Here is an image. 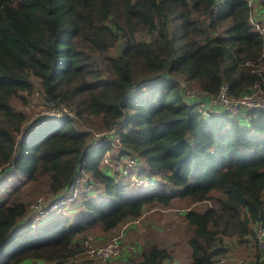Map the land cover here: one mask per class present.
<instances>
[{"label": "trees", "instance_id": "obj_1", "mask_svg": "<svg viewBox=\"0 0 264 264\" xmlns=\"http://www.w3.org/2000/svg\"><path fill=\"white\" fill-rule=\"evenodd\" d=\"M263 11L261 0L254 15L262 23ZM249 15L245 0H0V175L45 183L56 197L86 170L105 197L82 198L74 221L62 215L52 229L17 240L30 203L15 187L0 201V264H69L76 236L108 231L173 198L207 203L182 213L188 259L181 264H213L230 238H255L264 227V110L205 117L194 103L222 82L233 97L264 94V33ZM36 92L46 105L68 108L48 119L53 129L40 118L25 128L22 106ZM123 120L119 147L145 162L146 178L159 172L161 188L125 193L88 157L96 133L106 136ZM41 196L45 205L49 197ZM171 258L152 242L103 264ZM89 260L80 264L96 261Z\"/></svg>", "mask_w": 264, "mask_h": 264}, {"label": "rangeland", "instance_id": "obj_2", "mask_svg": "<svg viewBox=\"0 0 264 264\" xmlns=\"http://www.w3.org/2000/svg\"><path fill=\"white\" fill-rule=\"evenodd\" d=\"M34 95L30 97L28 105L22 106L23 110L27 114V121L25 123L27 126L25 128L31 126L35 120H38L37 116L39 115V113H44L43 109H45L46 107L43 100L40 97H36ZM13 103L17 106L20 105V102L17 99H14ZM221 109L222 108H216L217 111H222ZM199 113L203 115L202 112L199 111ZM245 113L246 112H244L243 114ZM221 114H224L227 117H239L243 115L242 111H222L215 116ZM243 116V118L248 117L246 115ZM48 119L54 120L53 118ZM48 119H46L48 122L44 126L46 127V129H53L54 124H50V121ZM125 127H127L125 120L118 122V124L116 125V128H119V131L120 129L123 130ZM42 136L43 135H40L38 138ZM112 138H114V135L112 136ZM112 138L107 137V139L101 140L98 144L92 146L88 150L87 155L89 158H92L94 160L98 158V160L96 161L98 168L101 169L103 167H108L111 173L114 174L116 181L118 180V184L125 187V193L137 195L141 193H149L161 188V180L155 179V177H160L159 172L155 173L154 179H148V181H145L142 184H138L140 181H142V179H144L143 177H147L149 167L145 165V162L137 160L135 156L125 154L118 146L119 144L117 140L113 141ZM131 160H135L134 165L130 162ZM119 168H122V170L125 169L126 172L123 173L122 170L118 171ZM0 177V201L9 191L14 189L15 187H20L26 193L27 199L29 200L28 202L30 203L29 213L20 222V226L12 235V237L17 240H21L26 236H34L36 234H40L44 230L52 229L53 220H55L57 217L59 218L62 215L69 217L71 216V221H74L73 219L75 217V214L79 209H82V206L80 204L82 198H89L97 202L105 199L103 195L102 184L94 181L91 178V174L89 173V171L86 170L78 171V180L81 178H85L87 181L91 182V184H88L86 181L84 184H80L77 189H72V191H69L67 195L62 194L63 196L61 195V197H49L48 193H45V183L41 182L39 185L33 182L23 183V176L17 172H15L14 174V171L8 172L5 175H0ZM84 187L93 189L92 191H84ZM65 191H67V189ZM73 194H77L76 197L73 200H67L70 199ZM41 195H46L47 197H49L45 205L49 203L48 206H50L53 202H55L52 208H49L43 213H41L43 206L41 204H36L34 201L36 198H40L42 200ZM205 204L207 203L202 201L186 206L183 200H179L176 198H173L171 200V203L168 205H163L158 202L151 203L142 211V214L136 222L139 223L138 225L130 227L131 225L124 224L123 221L118 226L108 231H103L99 227H95L87 233L76 236L75 240H79L78 242L80 244L72 248V252L68 256L67 260L69 261V264H80L85 260L90 261L89 259H93L85 254L84 248L81 245V240L84 236L93 235L100 243L106 241L113 235H121L124 229L126 227H129L127 234L130 237L127 239V241H133L134 239H136L139 241V244L144 243L146 240H154L156 241V243L162 242L168 247L169 252L173 255L172 262H185L187 257V249L183 240L185 238L186 226L181 217L182 213L190 208L202 209ZM73 244H75V242ZM235 251L236 252H231L232 255L224 260L226 264H234L239 258L247 261L241 246L236 247ZM96 259L98 258H95V260ZM106 260H96L93 262V264H103V262H105ZM214 264L217 263L215 262Z\"/></svg>", "mask_w": 264, "mask_h": 264}, {"label": "built area", "instance_id": "obj_3", "mask_svg": "<svg viewBox=\"0 0 264 264\" xmlns=\"http://www.w3.org/2000/svg\"><path fill=\"white\" fill-rule=\"evenodd\" d=\"M261 0H245L246 6L250 10V15H249V21L251 23V26L253 30L258 34V36H262L264 33V23L257 18L254 14V10L256 9V6L260 3ZM229 85L226 82H222L214 96H210V103L219 106L222 108L221 110L223 112H237V111H242V112H247L250 110H264V94L261 91H254L251 93H245L237 97L230 96L229 93ZM35 94V95H34ZM33 95L36 97H39V94L34 93ZM186 96L188 97H194L196 96L194 92L192 91H187ZM44 102V101H43ZM194 103H196L198 106V99L194 100ZM45 104V103H44ZM28 105V104H27ZM46 105V104H45ZM44 113H39L37 116L38 118H59L62 116L64 113H68V108L66 105H56L54 102H49L45 109ZM198 111L204 112L205 108L203 107H198ZM48 114V115H47ZM236 114V113H235ZM118 123L114 124L108 131L107 135L105 136L104 134H97L96 137L91 145H89L88 149H90L92 146H95L98 144L101 140L107 139V137H111L114 135V138L112 140H117L119 144V128H116V125ZM119 146V145H118ZM129 158V157H126ZM133 159V158H132ZM133 165L135 164V160L130 161ZM122 168H119L118 171H121ZM123 173L126 172L125 169L122 170ZM142 181H140L138 184H142L145 181H148V178L143 177ZM87 180L85 178H81L78 180V177L76 176L73 181L70 183L69 187L67 188V191L63 193L68 194L69 191H72V189H77V187L80 186V184H84ZM88 184H91V182L87 181ZM93 188H86L84 187V191H92ZM62 195V196H63ZM77 194H73L70 199L67 200H73L76 197ZM61 197V196H59ZM36 204H41L42 211H47L49 208L53 207V202L50 206L48 204L43 205L42 200L40 198H36L35 200ZM138 217L130 218L129 220L124 221V224H129V223H136L138 221ZM122 234L116 235V236H111L104 242H98L97 238L93 235H86L82 238L81 240V245L84 248L85 254L89 256L90 258H98L96 260H106L108 258L115 257L121 253V240ZM255 238L258 241V244L260 246L264 245V227L259 225L255 229ZM228 258L226 255L221 256L218 258L217 261H215L217 264H226L225 259ZM214 262V263H215ZM246 260L239 258L236 260L234 264H246ZM213 263V264H214Z\"/></svg>", "mask_w": 264, "mask_h": 264}, {"label": "crops", "instance_id": "obj_4", "mask_svg": "<svg viewBox=\"0 0 264 264\" xmlns=\"http://www.w3.org/2000/svg\"><path fill=\"white\" fill-rule=\"evenodd\" d=\"M259 16L261 17V19H264L263 13H260ZM198 102H199V105L196 106V108L198 109V107H205V111L204 112H206V113L203 112V115L205 114L204 115L205 117L214 116V115L219 114V113L222 112L220 110L217 111L216 108H220V107L217 106V105L211 104L210 103V99H208L207 97L199 98ZM213 108H215V109H213ZM243 113L244 112H242V114ZM243 115H246V113L243 114ZM243 115H241V117H244ZM157 179H159V178H157ZM160 180L162 182L161 185H163V180L162 179H160ZM182 220H183V218H182ZM138 224L139 223H129L128 225H131L130 227H132V226H135V225H138ZM128 229H129V227H126L124 229L123 233H122V237H121V240H120L121 252L123 251V252H132V253H134V251L136 249H138V248L140 249L143 246H147L149 243L156 242L154 240H146L144 243L139 244V241L136 240V239H134L133 241H127V239L130 237L127 234ZM78 241L79 240H75L74 239L73 243L74 242L77 243ZM183 242L186 243V238H184ZM228 243H229L228 249L226 250V254H225L228 258L232 255L231 252H233V251L236 252L235 251L236 247L241 246L242 247V251H243V253H244V255H245L246 259H247V264H264V249H260L258 247L257 242H256V240H255V238L253 236L248 235V236H244L242 238H230L228 240ZM158 244L161 245V246L167 247L162 242H160ZM185 247H186V245H185ZM186 249H187V247H186ZM187 259H188V257H186V261H187ZM172 260H173V258H171L169 261H165L162 264H181L183 262V261H181V262L173 261L172 262Z\"/></svg>", "mask_w": 264, "mask_h": 264}, {"label": "water", "instance_id": "obj_5", "mask_svg": "<svg viewBox=\"0 0 264 264\" xmlns=\"http://www.w3.org/2000/svg\"><path fill=\"white\" fill-rule=\"evenodd\" d=\"M40 119H44V120H45L46 118H40ZM40 119H38V120H40ZM36 121H37V120H35V121L32 123V125H33ZM25 131H26V130H25Z\"/></svg>", "mask_w": 264, "mask_h": 264}, {"label": "clouds", "instance_id": "obj_6", "mask_svg": "<svg viewBox=\"0 0 264 264\" xmlns=\"http://www.w3.org/2000/svg\"><path fill=\"white\" fill-rule=\"evenodd\" d=\"M149 179V178H148Z\"/></svg>", "mask_w": 264, "mask_h": 264}]
</instances>
